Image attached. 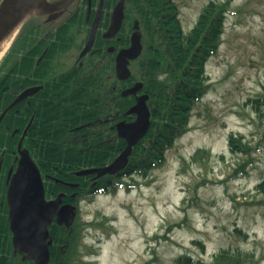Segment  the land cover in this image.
I'll return each instance as SVG.
<instances>
[{
	"label": "rangeland",
	"instance_id": "374dc122",
	"mask_svg": "<svg viewBox=\"0 0 264 264\" xmlns=\"http://www.w3.org/2000/svg\"><path fill=\"white\" fill-rule=\"evenodd\" d=\"M210 1L224 0H174L185 33ZM224 28L205 65L209 90L165 164L147 178H130V190L82 201L86 225L73 264H177L183 254L216 264L224 249L264 264V193L256 189L264 181V107L259 113L248 103L264 96V0H232ZM231 133L250 144L251 155L230 151ZM198 149L206 152L194 161ZM239 164L247 172L234 177Z\"/></svg>",
	"mask_w": 264,
	"mask_h": 264
},
{
	"label": "trees",
	"instance_id": "16d2710c",
	"mask_svg": "<svg viewBox=\"0 0 264 264\" xmlns=\"http://www.w3.org/2000/svg\"><path fill=\"white\" fill-rule=\"evenodd\" d=\"M231 5L232 0L220 3L210 1L201 10L195 26L185 33L179 18L180 9L174 0H126L129 32L132 31L133 20L138 21L143 34V51L131 62L130 78L125 82L116 80L114 65L104 51L106 40L98 33L94 46L98 50L89 62L93 67L81 78L80 122L83 125L82 131H87V138L82 140L80 164L73 169L80 171L105 167L124 149V142L115 136L110 124L116 120L134 119L133 116H125V112L135 102L134 97H122L120 92L137 81L143 83V91L149 95L147 105L151 114L150 127L132 148L127 165L119 173L97 179L94 189L92 182L88 181L89 177H81L82 200L92 201L99 194H114L123 185V178H147L151 171L165 164L166 151L173 148L176 139L189 131L192 109L209 90L205 65L217 54L222 44L224 24L231 12ZM41 51L42 48L31 49L24 27L0 59V115L21 91L33 84L43 85L44 90L38 95H46L55 73L45 71L43 67L54 54L48 47L46 55L36 65ZM160 74L164 75L162 79L159 78ZM248 103L253 104L255 111L260 113L261 107H264V96L249 99ZM28 113L29 108L24 101L10 109L0 124V158H3L0 179V264H33L13 252L5 202L6 187L3 182L12 164L19 136L28 122ZM111 118L113 120L110 121ZM92 127L97 129L96 134L90 133ZM15 129L19 130L18 134L12 137ZM28 140L26 136L24 147H28ZM227 141L232 153L251 155L253 149L241 135L231 133ZM41 151L39 158L42 157ZM202 152L206 151L198 149L192 156L193 160ZM65 155L73 159L74 152L66 150ZM246 172L245 164H239L233 175L235 177ZM86 189L91 190L88 195L84 192ZM256 189L264 193V181ZM85 225L82 222L81 229ZM93 225L102 226L101 223ZM52 240L49 264H73L68 253L61 254L59 238L55 235ZM196 244L204 248L202 243ZM215 258L216 264H257L253 254L239 249H224ZM175 262L201 264L187 254L180 255Z\"/></svg>",
	"mask_w": 264,
	"mask_h": 264
},
{
	"label": "flooded vegetation",
	"instance_id": "af4514ba",
	"mask_svg": "<svg viewBox=\"0 0 264 264\" xmlns=\"http://www.w3.org/2000/svg\"><path fill=\"white\" fill-rule=\"evenodd\" d=\"M68 1L42 0L29 15L24 25L31 42V49L42 48L41 55L37 57L38 63L40 57L46 55L48 47L53 52V57L47 60L43 70L55 73L51 84L49 83L46 95H38L44 90L43 85L33 84L30 86L41 88L25 100L29 113L24 129L31 121L27 130L28 147L25 149L39 169L44 185L45 200L52 202L60 196L61 200L57 210L68 208L73 214L72 223L68 227L65 224L59 225L57 214H54L48 230L52 238L55 235L59 238L61 254L68 253L69 259L75 260L81 240L80 212L83 190L81 177L77 175L79 171L73 168L80 164L82 140L87 138V131H82L83 125L80 122L81 78L87 74L88 69L93 67L89 65V62L95 50L98 49L93 45L85 56L80 58V54L87 43L99 2L93 3L91 0V9L88 12L89 0H86V3L84 0H73L66 6ZM118 1H103L100 19H103L101 35L107 31ZM124 15L119 32L104 43L106 52L109 47L114 48L113 53H108L114 66L117 53L130 46L133 33L132 27V31L129 32L126 10ZM163 76V74L160 75V77ZM111 120L113 119L111 118ZM123 120H116L110 124V129L113 130L116 137L115 125ZM105 131L107 132V129ZM96 132L97 129L92 127L90 133L96 134ZM66 150L74 152L73 159L65 155ZM40 151L41 158H39ZM18 160L19 155L15 151L12 164L5 173V198L9 186L8 172L12 170L13 174L16 171ZM96 180L93 177L88 178V181L92 182V187ZM90 191V189L84 190L86 194H89ZM21 255L22 259L26 260V256Z\"/></svg>",
	"mask_w": 264,
	"mask_h": 264
},
{
	"label": "water",
	"instance_id": "95a60500",
	"mask_svg": "<svg viewBox=\"0 0 264 264\" xmlns=\"http://www.w3.org/2000/svg\"><path fill=\"white\" fill-rule=\"evenodd\" d=\"M38 0H2L0 2V37L26 15L31 13ZM72 2V0H70ZM103 0H100L96 16L93 20L88 41L80 54L83 57L92 47L97 28L100 21V14ZM90 9V4H89ZM123 19V3L120 1L114 8L110 26L104 34L105 38L112 37L119 31ZM133 29H137V24ZM142 50L141 35L136 30L131 35V44L127 49H122L116 56L115 74L118 80L124 81L130 77L128 68L129 61L136 59ZM109 48L108 52H113ZM143 85L135 83L132 87L124 90L121 96H136V103L132 105L126 115H135L133 122H119L116 125L117 134L124 139L126 146L120 155L108 166L83 170L77 173L79 176L95 175L100 178L104 175H115L121 171L128 162L132 148L145 136L150 126V112L147 107L148 95L137 96ZM40 87L25 89L0 115V123L6 113L16 104L35 94ZM23 132L18 142V153L20 159L16 172L12 175V170L8 174L10 179L7 191L8 218L10 230L13 234L12 243L16 251L26 255L28 260H33L35 264L49 263V238L48 226L52 217L57 214V223L65 224L67 227L72 223L73 214L68 208L57 210L60 203V196L52 202H46L44 198V187L38 168L31 160L27 150L22 149V142L27 134ZM16 133L14 131L13 135ZM2 160H0L1 169Z\"/></svg>",
	"mask_w": 264,
	"mask_h": 264
},
{
	"label": "bare ground",
	"instance_id": "6f19581e",
	"mask_svg": "<svg viewBox=\"0 0 264 264\" xmlns=\"http://www.w3.org/2000/svg\"><path fill=\"white\" fill-rule=\"evenodd\" d=\"M37 2V1H36ZM37 3H35L36 6ZM34 6V7H35ZM24 19L19 20L15 25L8 29L2 37H0V58L4 54L5 50L8 48L15 35L17 34L20 26L22 25Z\"/></svg>",
	"mask_w": 264,
	"mask_h": 264
}]
</instances>
